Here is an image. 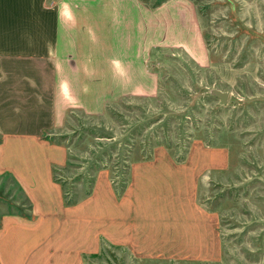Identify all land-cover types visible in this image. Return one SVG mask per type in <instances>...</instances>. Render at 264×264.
Wrapping results in <instances>:
<instances>
[{"label": "rangeland", "instance_id": "obj_1", "mask_svg": "<svg viewBox=\"0 0 264 264\" xmlns=\"http://www.w3.org/2000/svg\"><path fill=\"white\" fill-rule=\"evenodd\" d=\"M141 8V80L89 83L38 193L0 137V264H264V0Z\"/></svg>", "mask_w": 264, "mask_h": 264}, {"label": "crops", "instance_id": "obj_2", "mask_svg": "<svg viewBox=\"0 0 264 264\" xmlns=\"http://www.w3.org/2000/svg\"><path fill=\"white\" fill-rule=\"evenodd\" d=\"M142 17L141 0H0V137L34 153L10 161L29 194L60 164L39 145L53 140L67 111L86 107L89 83H101L96 97L105 99L108 83L141 80ZM7 247L0 253L14 252Z\"/></svg>", "mask_w": 264, "mask_h": 264}, {"label": "water", "instance_id": "obj_3", "mask_svg": "<svg viewBox=\"0 0 264 264\" xmlns=\"http://www.w3.org/2000/svg\"><path fill=\"white\" fill-rule=\"evenodd\" d=\"M212 94L220 100L221 103H225L227 99V94L222 93L221 91L218 90H213Z\"/></svg>", "mask_w": 264, "mask_h": 264}]
</instances>
